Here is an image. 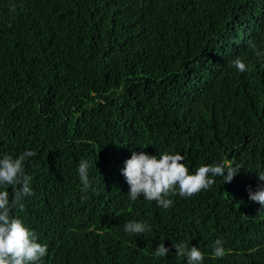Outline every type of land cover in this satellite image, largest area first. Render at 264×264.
Listing matches in <instances>:
<instances>
[{"label": "trees", "instance_id": "16d2710c", "mask_svg": "<svg viewBox=\"0 0 264 264\" xmlns=\"http://www.w3.org/2000/svg\"><path fill=\"white\" fill-rule=\"evenodd\" d=\"M0 264H264V0H0Z\"/></svg>", "mask_w": 264, "mask_h": 264}]
</instances>
